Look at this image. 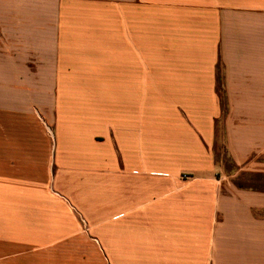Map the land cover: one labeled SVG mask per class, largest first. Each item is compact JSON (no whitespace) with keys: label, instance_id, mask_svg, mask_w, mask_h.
<instances>
[{"label":"rangeland","instance_id":"obj_1","mask_svg":"<svg viewBox=\"0 0 264 264\" xmlns=\"http://www.w3.org/2000/svg\"><path fill=\"white\" fill-rule=\"evenodd\" d=\"M58 7L36 22L33 0H0V264L80 261L108 222L98 213L127 207L150 211L143 224L214 235L219 250L255 244L258 109L229 97L222 62L201 57L210 46L166 13ZM210 64L214 91L166 82Z\"/></svg>","mask_w":264,"mask_h":264},{"label":"crops","instance_id":"obj_2","mask_svg":"<svg viewBox=\"0 0 264 264\" xmlns=\"http://www.w3.org/2000/svg\"><path fill=\"white\" fill-rule=\"evenodd\" d=\"M76 3L111 6L116 15L117 12L119 15L121 12H159L166 13L167 21L171 18L178 25L184 21V27L192 28L191 32L185 31L189 33L185 39L210 46L209 51L201 52V57L222 62L223 74L219 81L229 97L235 100L237 96L229 93H244L246 100L252 102L249 105L258 109L257 147L264 155V0H33L34 21L37 22V14L41 15V12L57 13L58 4L72 8ZM218 12L225 13L224 17L219 15L221 26ZM230 13H239L236 15L239 22H231ZM140 16L145 18V15ZM130 39L131 31L129 44ZM132 42L136 43V39ZM232 44L237 47L231 48ZM213 65L210 64L206 73H201L205 69L197 73L170 71L166 82L204 85L206 88L192 89L214 91L218 79ZM194 76L202 79L195 84L190 78ZM120 200L141 205L148 199L124 197ZM259 200L264 205V197ZM120 209L98 213L97 219L108 222L97 226L96 233H92L96 236L95 244L86 238L89 242L86 243L87 253L73 264H218L221 261L225 264H264V214L256 223L258 238L255 244H248L245 239L244 243L240 240L233 245L230 238L228 247L226 244L225 249L219 250L214 235L201 238L198 230V233L192 229L170 231L167 221L165 226L153 227L152 222H148L149 225L142 223L153 221L150 211L137 210V207ZM218 250L222 255H218ZM15 264L20 262L17 260ZM52 264H57L56 259Z\"/></svg>","mask_w":264,"mask_h":264}]
</instances>
